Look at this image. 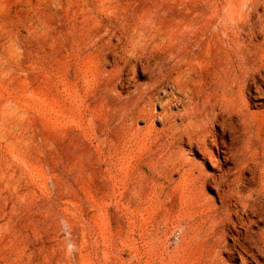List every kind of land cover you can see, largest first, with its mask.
<instances>
[{"label":"rangeland","instance_id":"374dc122","mask_svg":"<svg viewBox=\"0 0 264 264\" xmlns=\"http://www.w3.org/2000/svg\"><path fill=\"white\" fill-rule=\"evenodd\" d=\"M254 78L264 0H0V264H264ZM230 98L256 124L220 178L169 114ZM221 210L248 250L209 247Z\"/></svg>","mask_w":264,"mask_h":264},{"label":"bare ground","instance_id":"6f19581e","mask_svg":"<svg viewBox=\"0 0 264 264\" xmlns=\"http://www.w3.org/2000/svg\"><path fill=\"white\" fill-rule=\"evenodd\" d=\"M253 82L262 87L264 78H254ZM258 89H261L260 86ZM229 103L232 108L217 110L215 108L209 109V107L206 109V113H198V111L189 113L185 109L184 114H169V139L172 141L171 144L187 145L191 151L196 152L201 157L204 163H210L214 166L218 172L217 176L220 178L229 174L228 169L224 170V165L226 164L225 166H227L235 158L238 152L237 143L241 139L233 125V119L236 118L244 130H250L252 125L256 124L255 120H247L248 109L238 106L236 98H230ZM178 119L182 122V128L178 124H173V121ZM187 120H190V122L185 124ZM215 125L218 126L217 130L213 128ZM213 150L217 151V156L213 155ZM218 174L221 175L219 176ZM250 215L253 216L251 211ZM230 220V214L221 210L212 224L210 230L211 238L208 245L216 253H219L223 247L226 253H230L235 245L248 250L249 240L245 234L253 230V227L245 225L244 232L235 228V235L231 236L232 247H230L225 243L227 230H230ZM256 235L262 242V248H264V232L259 230ZM251 241L257 244L253 237H251Z\"/></svg>","mask_w":264,"mask_h":264}]
</instances>
